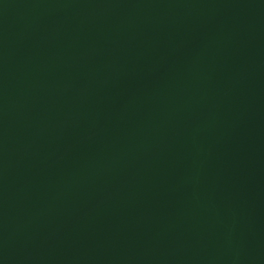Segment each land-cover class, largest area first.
<instances>
[{"label":"water","instance_id":"95a60500","mask_svg":"<svg viewBox=\"0 0 264 264\" xmlns=\"http://www.w3.org/2000/svg\"><path fill=\"white\" fill-rule=\"evenodd\" d=\"M0 264H264V0H0Z\"/></svg>","mask_w":264,"mask_h":264}]
</instances>
